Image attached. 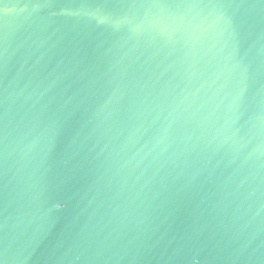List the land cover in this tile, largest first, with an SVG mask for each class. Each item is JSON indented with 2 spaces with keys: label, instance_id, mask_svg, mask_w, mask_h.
<instances>
[{
  "label": "water",
  "instance_id": "water-1",
  "mask_svg": "<svg viewBox=\"0 0 264 264\" xmlns=\"http://www.w3.org/2000/svg\"><path fill=\"white\" fill-rule=\"evenodd\" d=\"M0 264H264V0H0Z\"/></svg>",
  "mask_w": 264,
  "mask_h": 264
}]
</instances>
